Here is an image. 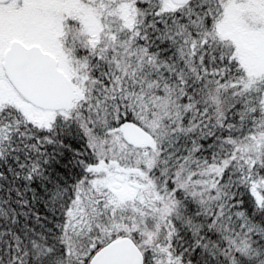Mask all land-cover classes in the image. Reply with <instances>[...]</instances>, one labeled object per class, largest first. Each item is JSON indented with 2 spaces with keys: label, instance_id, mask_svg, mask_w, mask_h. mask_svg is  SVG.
Instances as JSON below:
<instances>
[{
  "label": "snow or ice",
  "instance_id": "1",
  "mask_svg": "<svg viewBox=\"0 0 264 264\" xmlns=\"http://www.w3.org/2000/svg\"><path fill=\"white\" fill-rule=\"evenodd\" d=\"M0 264H264V0H0Z\"/></svg>",
  "mask_w": 264,
  "mask_h": 264
}]
</instances>
